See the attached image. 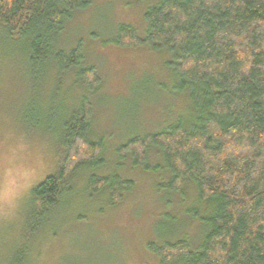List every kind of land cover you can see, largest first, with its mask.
<instances>
[{
    "label": "trees",
    "instance_id": "obj_1",
    "mask_svg": "<svg viewBox=\"0 0 264 264\" xmlns=\"http://www.w3.org/2000/svg\"><path fill=\"white\" fill-rule=\"evenodd\" d=\"M90 3L0 0V42L23 43L32 84L45 76L47 84L66 80L72 92L78 90L76 100L68 97L74 107L60 123L58 166L27 195L26 228L10 264L27 263L33 236L73 192L72 181L82 168L94 170L85 178L86 191L106 193L111 206L134 186L117 172L96 174L104 167V141L88 138L87 94L100 78L92 66H83L80 44L68 51L57 48L67 23ZM146 5L142 36L133 25L118 23L108 42L166 56L172 92L183 95L187 110L157 131L130 136L116 153L129 158L131 168L166 174L157 185L161 191L192 187L196 203L187 212L202 225L195 248L183 238L151 241L147 250L157 264H264V0H151ZM150 150L158 152L160 164H148Z\"/></svg>",
    "mask_w": 264,
    "mask_h": 264
},
{
    "label": "rangeland",
    "instance_id": "obj_2",
    "mask_svg": "<svg viewBox=\"0 0 264 264\" xmlns=\"http://www.w3.org/2000/svg\"><path fill=\"white\" fill-rule=\"evenodd\" d=\"M150 1L91 0L64 28L57 48L68 51L80 44L83 66H92L100 78L87 94L92 105L88 138L104 141V167L95 172H117L134 186L111 206L106 193L86 191L85 178L94 170L82 168L72 181L73 192L33 236L26 264H157L147 243L184 238L195 248L201 238V223L187 212L196 203L194 189L161 191L157 185L166 174L131 168L130 159L116 153L130 136L157 131L187 110L183 95L172 92L166 56L108 42L118 23L133 25L142 36ZM22 44L0 42V48L10 49L0 51V264H10L21 241L29 190L58 166L60 123L74 107L68 97L76 100L78 93L66 80L56 86L43 76L32 84ZM147 161L160 164L158 152L150 150Z\"/></svg>",
    "mask_w": 264,
    "mask_h": 264
}]
</instances>
